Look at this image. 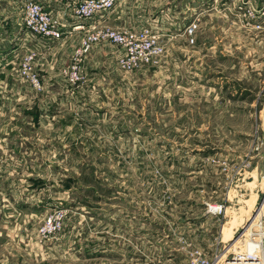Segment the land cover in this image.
<instances>
[{
    "label": "rangeland",
    "instance_id": "374dc122",
    "mask_svg": "<svg viewBox=\"0 0 264 264\" xmlns=\"http://www.w3.org/2000/svg\"><path fill=\"white\" fill-rule=\"evenodd\" d=\"M82 1L51 5L25 0L17 5L20 19L11 22L22 21L19 28L29 33L21 14L27 3L34 2L50 12L65 32H71L62 40L79 34L67 68L75 63V52L88 35V31H72L85 24L74 12ZM195 11H206L207 19L220 13L217 24L227 23L225 45L218 47L215 58H204L199 50L193 57L195 49L187 45L186 28L202 18L193 15ZM258 12L263 16L264 0H116L107 26L130 32L157 25L165 53L169 49L170 55L163 58L164 53L154 63L126 72L119 65L124 51L113 45L117 50L114 61H92L90 69H83L86 55L93 47L102 46L95 44L80 57V81L72 83L63 74L64 68L60 70L75 86L86 83V74L110 76L113 82L99 83L106 92L93 96V101L88 98L94 115L82 110V115L77 113L69 121L68 134L83 141L68 152L69 159L62 153L58 128L45 130L36 125L20 132L36 140L56 142L57 146L40 149L52 160L54 154H61L63 160L59 157L42 167L41 175L53 187L51 194L32 191L25 178L4 179L5 185L0 181V208L5 205L0 209V264H26L21 261L43 251L49 260L62 261L61 254L84 250L93 257L63 261L188 264L197 257L211 260L224 246L225 252L232 248L237 233L264 204V44L255 45L259 46L261 63L248 72L251 77L247 79L248 70L242 64L247 52L240 44L242 20L253 28ZM196 23L197 32L201 19ZM257 31L263 32L259 34L262 37L264 26ZM25 38L18 45L23 47L17 57L19 75L33 89L20 73L23 58L31 52L39 76L35 68L38 54L28 44L35 42L34 37ZM8 40L5 46L13 51L16 43ZM211 77L216 88L222 89V79L229 84L224 83L222 92L212 91ZM42 90L41 81V89L35 92ZM245 93L248 97L243 100ZM96 122L101 123L99 129L91 127ZM48 167L51 170H44ZM69 174L74 178L69 185L75 193L70 198L63 193L61 182ZM13 189L15 194L11 195ZM210 206L222 207V211L213 213ZM59 214H63L60 228L48 229L49 219L57 220ZM262 214L264 217V208ZM130 223L136 225V232L128 242L124 231ZM250 247L241 240L230 252Z\"/></svg>",
    "mask_w": 264,
    "mask_h": 264
},
{
    "label": "crops",
    "instance_id": "0c3cea01",
    "mask_svg": "<svg viewBox=\"0 0 264 264\" xmlns=\"http://www.w3.org/2000/svg\"><path fill=\"white\" fill-rule=\"evenodd\" d=\"M0 1H2L0 2V181L2 185H5L4 179L15 180L25 178L28 179V183L32 188V191L45 190L47 191V194H51L53 187H50L48 184H46V181L44 180L45 178L41 175V172H43L42 167L47 166V161L52 163L53 160H59V157L63 160V156L61 154H54L52 160L50 155L48 156L47 152L41 150L40 147L45 148L49 147V145L57 146L58 144L56 142H51V140H36L35 138L29 136H22L20 132L26 130L28 126L35 127L36 125H39V128H43L45 130L58 128V130L62 132V135L59 136V141H61L60 144L63 148L62 153L64 154L65 159H69L70 153L68 152H70V150L72 151V149L76 147L75 145L83 143V141L80 139L73 140L71 135L68 134L70 129L69 121L72 118H75L74 115L77 113V115H82L80 114V112H83L82 110L88 111L90 115H94V113L89 108L90 100H88V98H92L93 96L95 98V95H98L101 91L106 92V89L102 88L99 83H102L103 81L113 82V80L110 76H102L100 74H86L87 81L84 85L75 86L69 83V81L60 74V70L69 64L70 59L72 58L73 53L79 44V34H75L74 37L70 39L56 41L47 45L41 43L39 40L38 42L35 37L31 38V35L28 32H22V30L19 28V25L22 23V21L19 22V20H17L11 22L16 18L20 19V12L16 10L18 9L17 5L22 4L25 0H11L9 2H7V0ZM35 1H40L44 4L56 5L66 3L70 0ZM6 3V7H3ZM9 9H12V12ZM202 12L203 13L198 11L193 12V15L200 14V17H202L205 21L202 22V18H197V21L201 19V26L195 33L194 44L191 45L189 42H187V45L195 49L193 50V57L194 54L197 55L199 50L203 54L204 58H215L218 54V47L220 46V48H222L225 45L224 42L226 38L224 35L227 32V23L223 21L221 24H217L216 20L220 19V13L210 14L212 18L207 19V12ZM21 15L24 16V13ZM111 18L112 14L109 17V21ZM21 19L23 20V17ZM242 22V27L244 30L242 33L243 38L241 39L240 44L243 48V52H247L245 62L242 63L243 66L248 70L245 76L247 79L251 77L248 72L255 71L258 65L261 63L260 52L258 48L259 46L255 45L264 44V35L260 37L259 34L263 32L254 30L250 25H246L243 20ZM227 33H229V31ZM252 33L254 34V38ZM218 35H221V38H218ZM25 36H28L33 41H35L29 42L28 44H31L33 49L38 54L35 61V68L40 76L41 81L43 82V90L40 93H36L35 90H33L24 80H22L19 75L20 61L17 60V57L20 55L19 52L23 47H18V45L23 40V37L25 38ZM202 36H204V38H202ZM207 36L211 40L208 39ZM201 39L204 40V42H202ZM7 40L8 42L15 41L16 44L14 45L15 49H13V51L7 50L8 46H5ZM26 41L27 39L25 38V42ZM248 44H250L249 47ZM228 45V48L231 47V43ZM115 50V46L110 45L109 43H104L102 46L97 45L93 47L84 59L83 69H90V64L92 61L95 62L97 60L98 64L101 63L102 59H104L105 62L107 60L114 61L116 58ZM11 53L13 55H11ZM168 55H170L169 49H166V53L163 58L167 57ZM161 60L160 62L163 61ZM172 61L173 60L171 59L170 62L165 63H171ZM262 61H264V58ZM211 80L212 82L210 83L212 87L210 89L212 91L222 92L224 89V83L229 84V82H225V79H222V83L220 84L222 89H219L218 87L216 88L217 85L214 86L213 83L215 82H213L214 80L212 77ZM244 92H246V90L242 93ZM247 97L248 93H245L243 100H246ZM91 101H93V98ZM221 103L224 104V101ZM79 104H82V108ZM224 108L228 110L227 107ZM224 108H222V111H224ZM69 116L71 117L70 119ZM100 124V122H96L91 124V127L99 129L97 125ZM116 128L117 127H113V129ZM44 170H51V167H48ZM64 178V180H61L63 188L62 191L64 194L68 195V198H70L75 194L74 191H71L72 187L69 185L70 181L74 182V178L70 176V174L66 175ZM10 194H15L14 189L10 192ZM68 205V202L65 201V206L70 207ZM4 207L5 205L1 206L0 209H3ZM228 224L232 225V223ZM135 227L136 225L132 223L126 226L124 233L128 242L130 241V237H132L136 232ZM206 231H208V228H206ZM141 236L150 237L148 234H141ZM141 240L143 243L144 238H141ZM114 243L117 244L120 242L115 240ZM115 254L117 255L118 252L116 251ZM122 256L126 258V254H123ZM92 257L93 254H91V252L84 250L83 252H75L73 254H61L60 259H62V261L54 260L57 258L49 260V254L43 251L36 252L34 255H30L29 260H23L21 263L69 264V262L63 261L64 258H66V260L76 259L84 261L88 258L91 259ZM8 264H12V262H8ZM188 264H192L190 260H188Z\"/></svg>",
    "mask_w": 264,
    "mask_h": 264
},
{
    "label": "built area",
    "instance_id": "2783aa9c",
    "mask_svg": "<svg viewBox=\"0 0 264 264\" xmlns=\"http://www.w3.org/2000/svg\"><path fill=\"white\" fill-rule=\"evenodd\" d=\"M116 0H83L75 7V14L82 23L72 28V31H88V35L83 38L81 48L75 52V63L72 66L63 69V74L67 76L72 83L80 81L81 60L83 54H86L93 45L109 43L122 48L124 56L120 58L119 65L126 72H134L154 63L165 53V45L162 42V35L159 34L157 25L141 28L135 31L124 32L110 26H107V20L115 8ZM252 25L256 30L264 26V14L260 12L255 14ZM254 15V16H255ZM85 21V22H83ZM88 21L91 25L88 26ZM192 22L185 30L189 42H195V33L198 24ZM24 25L29 34L46 44L62 40L65 32L63 28L53 20L50 12L46 11L40 4L27 3L24 8ZM35 54L29 52L22 60L20 73L21 76L33 87L41 89V80L34 70L33 60ZM80 63V64H79ZM264 204L256 210L252 218L235 236L237 241L233 247L241 240L250 243L247 250L241 249L230 252V248L225 252L226 246L211 258L204 260L199 257L192 260V264H264V217L262 214ZM214 211H222V207L210 206ZM63 214L56 218H50L47 224L48 229L55 231L60 228ZM51 232V231H50ZM230 252V253H229Z\"/></svg>",
    "mask_w": 264,
    "mask_h": 264
}]
</instances>
